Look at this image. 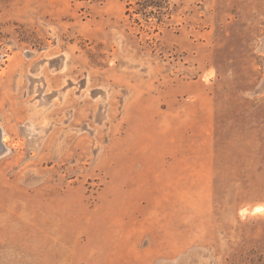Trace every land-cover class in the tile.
Instances as JSON below:
<instances>
[{
    "label": "rangeland",
    "instance_id": "rangeland-1",
    "mask_svg": "<svg viewBox=\"0 0 264 264\" xmlns=\"http://www.w3.org/2000/svg\"><path fill=\"white\" fill-rule=\"evenodd\" d=\"M3 135L0 264H264V0H0Z\"/></svg>",
    "mask_w": 264,
    "mask_h": 264
},
{
    "label": "bare ground",
    "instance_id": "bare-ground-1",
    "mask_svg": "<svg viewBox=\"0 0 264 264\" xmlns=\"http://www.w3.org/2000/svg\"><path fill=\"white\" fill-rule=\"evenodd\" d=\"M5 134V133H4ZM4 141H5V137H4V135H3V137L1 136V138H0V143H2V145H4L3 143H4ZM1 149V148H0ZM5 149V148H4ZM3 149V150H4ZM2 150V151H3ZM9 152V149H5L4 150V152H0V156L1 155H5L6 153H8ZM264 210V208H263V206H257V207H255L254 209H253V213H260V212H262Z\"/></svg>",
    "mask_w": 264,
    "mask_h": 264
}]
</instances>
